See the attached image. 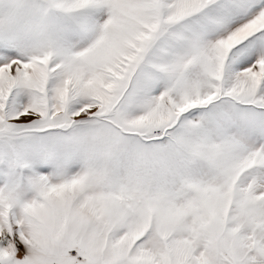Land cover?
I'll list each match as a JSON object with an SVG mask.
<instances>
[{
    "label": "snow or ice",
    "instance_id": "1",
    "mask_svg": "<svg viewBox=\"0 0 264 264\" xmlns=\"http://www.w3.org/2000/svg\"><path fill=\"white\" fill-rule=\"evenodd\" d=\"M0 264H264V0H0Z\"/></svg>",
    "mask_w": 264,
    "mask_h": 264
}]
</instances>
